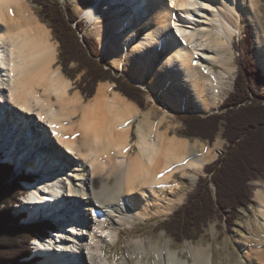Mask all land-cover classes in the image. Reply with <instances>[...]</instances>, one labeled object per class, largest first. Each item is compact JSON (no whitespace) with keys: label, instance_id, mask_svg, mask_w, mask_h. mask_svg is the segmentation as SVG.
Returning a JSON list of instances; mask_svg holds the SVG:
<instances>
[{"label":"bare ground","instance_id":"6f19581e","mask_svg":"<svg viewBox=\"0 0 264 264\" xmlns=\"http://www.w3.org/2000/svg\"><path fill=\"white\" fill-rule=\"evenodd\" d=\"M258 3L78 0L76 10L94 24L102 52L116 65L126 62L142 82L149 76L150 86L175 108L190 105L209 113L233 89L234 36L243 18L252 26L264 76ZM57 52L29 0H0V162H14L12 174L20 173L17 163L24 174L42 173L33 184L19 179L27 173L16 175L25 191L14 204H19L15 216L25 214L20 223L53 218L59 223L48 236L32 238L30 257L40 254L38 264H107L102 254L118 241L117 231L135 232L139 221L170 215L220 153L221 140L210 146L171 135L169 128L161 129L164 117L154 121L152 109H140L108 81L99 82L86 101L79 91L70 94ZM22 143L28 148H20ZM253 184L256 208L238 242L241 257L227 255L226 264H264V179ZM123 244L129 249L113 264H213L211 244L186 241L178 250L163 235L126 238ZM185 253L189 258L180 255Z\"/></svg>","mask_w":264,"mask_h":264},{"label":"trees","instance_id":"16d2710c","mask_svg":"<svg viewBox=\"0 0 264 264\" xmlns=\"http://www.w3.org/2000/svg\"><path fill=\"white\" fill-rule=\"evenodd\" d=\"M32 2L59 42L63 73L70 79L81 74L77 86L86 99L95 94L99 82L109 81L114 83L115 91L143 105L139 87L100 57L94 39L77 34L82 22L70 7L64 8L59 0ZM246 38L250 40L249 33ZM249 53L248 50L238 64L234 90L223 100L217 113L179 116L184 126L182 135L212 143L222 128L225 145L223 154L204 165L207 176H199L187 201L169 220L159 223L176 242L197 240L216 217L224 222L226 230H231L238 209L251 204L253 189L249 182L264 177V104L258 100L264 98V79ZM71 63L76 64L75 68H70ZM12 176V167L0 164V264H34L26 261L31 254L29 242L54 226L47 222H19L22 217L14 215L13 207L22 187Z\"/></svg>","mask_w":264,"mask_h":264},{"label":"rangeland","instance_id":"374dc122","mask_svg":"<svg viewBox=\"0 0 264 264\" xmlns=\"http://www.w3.org/2000/svg\"><path fill=\"white\" fill-rule=\"evenodd\" d=\"M60 3L62 4V6H64V8L70 7V9L74 12V14H76V16L78 17V20H80L82 22V29H78L81 30L77 34L82 37H89L91 39H94L99 47L100 50V57L106 61H108L111 65V67L115 70H118L121 74L125 75L129 81L131 83H133L134 85H136L137 87H139V89L141 90L142 94H141V98L143 99V105H138V107L142 110H148V109H152V113H153V120L154 121H158L160 118L164 117L166 120L164 121V124L162 126V130L169 128V132L171 135H176L178 137H183V138H188L190 140H199L201 143H204L205 145H210L213 146V144L215 142H217V140H221V145H222V150L220 151V154L224 153V145H225V140L222 137V128H220V130L217 132V134L214 137V140L212 143L208 142L207 140H204L202 138L199 137H192V136H184L181 134L182 130H183V124L181 123V120L179 118V116L181 115H200V116H206L208 114H212V113H217L219 111V108L213 112H207V113H202V112H198L196 111L193 106H185L181 109L175 108L171 103H169L166 98L160 94V92H158L157 90H155L153 87L150 86V79L149 76H147L145 78V81L142 82L139 80L138 76L135 75L134 70L130 67V65H127L126 62H121L120 65H116L113 62V58L111 56V54H106L104 52H102V48H101V40L100 35L98 30H95V26L94 24L91 22H88L87 19L85 18H81L79 16V13L77 12V2L78 0H59ZM29 3L31 5V7L33 8V10L35 11V13L38 15L39 19L41 22H43L45 25H47L39 16L38 14V8L37 6L32 2V0H29ZM258 15L261 21V24L263 26L264 29V0H259L258 3ZM47 27L50 29V34H51V39L52 41L57 42V63L59 66H61L62 69V64L60 63V58H59V51H60V47H59V42L58 40L55 38L51 28L47 25ZM73 27H75V24H73ZM249 33L250 36V40H248L246 38V34ZM143 35V31H141L140 36ZM139 38L137 37V40ZM250 51V53L248 54V56H250L252 58V60L255 63V67L260 71V75L263 77L261 69H260V65L259 62L257 61V57L255 55V50H254V39H253V33H252V26L250 25V23L248 22V20L246 18L242 19V27H241V31L239 35H235L234 36V47H233V56H234V61L236 64V71H235V78L237 75V70H238V64L240 63V61L243 59V57L245 56L244 54L247 51ZM112 58V59H111ZM76 64L75 63H71L70 64V68H75ZM127 66V67H126ZM216 70H219L218 66H215ZM63 75H65L66 78L67 75L64 73ZM81 74H78L74 79H70L71 82V86L69 87V93L72 94L75 91H79L82 98L86 101L87 99L85 98V96L81 93V91L78 89V82L80 80ZM105 82V81H104ZM109 82V81H108ZM112 84V88L114 89V83L110 82ZM98 85V84H97ZM97 88V87H96ZM234 90V86L232 91ZM231 91V92H232ZM96 92V89H95ZM230 92V93H231ZM229 93V94H230ZM228 94V95H229ZM227 95V96H228ZM226 96V97H227ZM262 104H264V98H259L258 99ZM155 112V113H154ZM78 115L76 117H74V120L77 121L78 120ZM4 128V127H3ZM132 132V133H131ZM130 132V138L133 141L135 138V134L133 133L134 131L132 130ZM29 141V140H28ZM23 143L20 145V148H28V144L26 145V147L23 145ZM32 148V147H31ZM35 150V149H34ZM32 151V153L30 154V158H32V156H34L36 154V151ZM136 148L132 145L130 152L131 153H135ZM3 155V154H2ZM217 155V156H218ZM216 156V158H217ZM215 158V159H216ZM213 159V160H215ZM4 160V159H3ZM212 160V161H213ZM211 161V162H212ZM7 165H12L13 169H14V162H5ZM14 163V164H13ZM210 163V162H209ZM0 164H2L0 162ZM21 166L22 168L20 169V173H17L15 171V173H13L12 178H16V175L18 174V176L20 175H25L27 173L28 176L26 177H30L33 179V175H37L36 179H40L42 178V173L39 175L37 174V172L31 171L30 169H28L26 171V173L24 174V167L23 165H21L20 163H17L16 166ZM15 170V169H14ZM23 171V172H22ZM20 174V175H19ZM199 176L202 177H206L207 173L205 171H203V173L199 174L197 176V180L199 178ZM177 178L178 181L182 182V177H181V173L180 172H176L175 173V179ZM264 177L262 179H256L254 181H258V180H263ZM19 180V179H18ZM196 180V183H197ZM33 181V180H32ZM254 181L249 182V185L252 189L255 188L254 186ZM31 182V181H28ZM196 183L195 185L187 192L186 195V199L184 201H182L173 211L170 215H168L167 217H160V216H153L151 218H147L146 220L143 221H139L136 223V229L134 230L135 232H132L129 228H120V231L116 230L118 233V241L114 244V246H106V250L104 255L106 256L107 260V264H113L114 262H116L117 260L121 259L124 257L125 255V250L129 249V247L125 246L123 244L124 240L126 238H132V237H139V236H146V237H150L152 239H155L156 237H160L161 235L165 236L166 239H168L171 243H172V247L176 248L178 250H180L181 245L186 242V241H190L193 244L197 245V244H211L212 245V252H213V257H212V261L213 264H220L219 261L221 260L222 263L221 264H226V260H227V255L231 257V260L234 259H238L241 257L242 254V249L239 247L238 242L241 238V235H245L246 229H245V225L246 222L249 220L250 215L252 213V211H255V208L253 204H250L248 206L242 207L240 209H238V217L232 227L231 230H226V226L224 224L223 221H221L218 217L214 218L213 220H211L209 222V224L205 227L203 234L195 241H191V240H184L182 242H176L171 236H169L168 234L165 233V231H163L161 229L162 226H158L159 223L164 222L169 220V218L171 217V215L173 214V212L179 208L182 204H184L187 201L188 195L190 193H192L196 187ZM22 187V184H20ZM211 190L213 192V188L212 186ZM25 191L22 187V193L20 194L19 198H21V195H25L24 194ZM253 194V192H252ZM28 196V195H27ZM23 196L22 199H25ZM18 198V199H19ZM15 207H19V204L17 206H14L13 208V212ZM18 209V208H17ZM18 211V210H17ZM43 221H49L48 219H42ZM25 222L26 224L28 223V220H21V222ZM20 222V220H19ZM22 222V223H23ZM33 224H37L40 222H34L31 221ZM110 221H107V223ZM48 224H53V226L55 225V229H58V221L54 220V223H49ZM47 231V230H46ZM48 232L45 233V235L48 236ZM41 235V234H39ZM45 235H41V236H45ZM126 237V238H125ZM226 240V242H225ZM35 252V250H34ZM37 256H41L40 254H36ZM183 255L185 258H189L188 254H180ZM29 258V257H28ZM26 261H32V260H26ZM252 262L255 263V259L251 260ZM38 264V263H37Z\"/></svg>","mask_w":264,"mask_h":264}]
</instances>
